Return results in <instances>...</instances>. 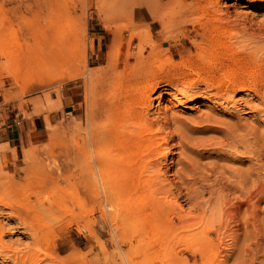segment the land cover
Listing matches in <instances>:
<instances>
[{"label":"rangeland","instance_id":"rangeland-1","mask_svg":"<svg viewBox=\"0 0 264 264\" xmlns=\"http://www.w3.org/2000/svg\"><path fill=\"white\" fill-rule=\"evenodd\" d=\"M146 1L150 13L144 7ZM10 4L8 0L4 6ZM64 4L67 27L63 25V29L72 39L61 60L69 62L34 72L22 63L25 68L18 72L0 54V124L11 107L23 111L24 116L43 115L42 129L34 134L36 137L40 132L39 141L24 149L21 165L13 173L0 166V224L7 231L3 241L20 242L13 247L25 250L31 247L26 227L40 230V260L21 257L14 261L12 254L5 253L0 264H264V118L239 103L227 104L222 98L212 102L213 90L208 91V99L197 103L171 96L178 93L172 87L195 79L193 90L199 93L203 82L197 81L198 75L216 81L222 72L235 71L242 74L250 90L247 98L258 102L251 91L264 74V0H64ZM33 5L34 0H22L14 28L28 25L23 20L32 17ZM9 33V28L0 27L1 52L9 48L5 41ZM212 33L216 37L210 38ZM96 36L100 42L97 56ZM217 42L223 47L213 51ZM111 51L119 52L112 60ZM96 71L106 77L102 101L113 99L123 109H137L140 116L156 122L162 135L175 131L190 143L205 141L208 146L194 144L189 146L192 152L185 154L198 172L210 176L213 169L216 175L225 172L223 176L230 178L228 172L234 171L248 185L254 183L252 208L247 210L243 204L242 192L230 188L235 180L232 176L231 183L222 188L213 186L211 176L196 190L203 209L209 212L213 205L218 207L216 198L222 196L230 202L229 206L221 205L224 209L241 205L236 217L220 218L216 214L215 221L220 223L217 231L198 224L182 229L185 225L172 213L167 217L180 229L176 235L166 236V241L152 234L160 220L137 215V209L125 198L118 210L109 209L111 202L103 188L106 177L97 170L93 175L84 163L95 149L90 143L97 124L96 120L93 124L92 116L100 110L95 107L98 96L91 84ZM227 86L229 82L224 80L221 88ZM31 107V113L24 110ZM58 109L60 115L50 118ZM172 114L180 122L165 120ZM231 129H237L236 134L246 143L239 142L235 150L209 144L221 140V135ZM226 140L224 144L229 142ZM178 147L174 136L169 141L165 169L172 165L170 158H178ZM110 148L103 145L97 149L103 161L110 156ZM172 171L168 169L167 178L179 185ZM46 173L52 175L51 182L46 181ZM88 179L97 182L98 190L86 185ZM212 189L218 194L211 195ZM172 192L183 211L201 215V208L192 209L183 187ZM42 206L41 211L51 217L41 220L38 210ZM15 213L22 218L16 219Z\"/></svg>","mask_w":264,"mask_h":264},{"label":"bare ground","instance_id":"bare-ground-1","mask_svg":"<svg viewBox=\"0 0 264 264\" xmlns=\"http://www.w3.org/2000/svg\"><path fill=\"white\" fill-rule=\"evenodd\" d=\"M6 1L8 0L0 1V27L10 29L9 37L5 38L6 44L9 45V48L8 49L6 48L2 52H1L2 49L0 50V54L2 55L3 58H5L6 64L12 65L14 68H17L18 72L20 71V69L25 67L28 68L29 71L34 72V71H40L44 67L52 66L54 64H58L62 62L63 64H65L69 62V60L67 61V59L65 58L61 60L63 56L62 53L64 52L66 54L68 53L69 44L72 39L71 36H69L66 33V31L63 29V25L67 27L66 25L67 8L64 4V0H34L35 6L33 5L34 8L32 9V13H33L32 17L28 19L29 21L27 19L23 20L24 23L28 24L25 28L24 27L14 28L13 26L14 17H16L18 14L21 13L20 9L18 10L16 9L20 6L22 0H9L11 4L8 7L4 6V3ZM148 6L149 4L147 2H144V7L150 13V9ZM216 35L217 34L212 33L209 35V37L214 38L216 37ZM29 40H33L32 41L33 43L30 42ZM222 47H223V43L217 42L212 50L218 51ZM116 52L115 51L110 52L112 57L111 60L115 57L116 54L119 53ZM22 63L25 67H22ZM262 66L264 73V65L262 64ZM92 76L93 77L91 79V84H93V86L95 87L94 93L95 94L97 93L96 95L98 96L97 101H95V107L100 108V110L97 113H94L92 116L93 124L95 123V120L97 123L93 128L94 135L90 143L95 148L93 149L94 153L93 155L88 154V156L85 157L84 159V163L87 166L88 171H90V173H92L93 175H94V171L97 170V173L99 172V175L103 174V176L106 177V179H104L105 186L103 185V188H105L106 190L107 199H109V201L111 202V204H109V209L116 208V210H118L119 206L123 202L122 200L125 198L124 201L128 200L131 204H133V207L137 209V215L139 213L141 215H144L146 218L160 220V222L156 224L158 226L157 230L152 234L154 236L156 235L163 238H165L166 236H167L166 238H168L169 236L176 235V230L180 228L182 229L188 227L191 228V227H195L196 224L207 228L214 227V229L217 231V229L220 227V223L217 225V222L215 221L214 218L215 215L219 214L220 218H224V217L235 218L236 214H238L239 212L238 210H240L239 208L241 207V205L235 204L236 208H234L233 206L234 204H233L232 205L233 209H228V208L224 209L222 208L221 205L228 204L229 206L230 202L225 197L222 198V196H218L215 201L218 207L215 208V206L213 205L210 208L209 212H207L206 209H203V204H200L199 202L200 198L197 197L198 195L196 194H198V192L196 190L198 187H202L203 183L207 182L211 178V176L213 177L212 180L215 184V185L213 184V186H216L217 188L228 186L231 183L229 179H231L232 176L233 179L235 180L230 186V188L233 191L235 190L237 193H238L237 190H239L240 193L242 192L245 196L243 204L247 206L246 207L247 210L252 208L251 200L253 194L251 192L252 191L251 189L254 186V183L251 184L253 186L248 185V182L247 181H246L247 183L245 182V178H243L241 174L234 171L228 172L231 175L230 178L223 176L225 172L224 173L218 172L219 175L221 173L222 175L219 177V175L217 174L218 175L217 176L216 172L213 169L210 170L212 173L210 176L202 174V172L200 171L198 172L197 167L191 161H188L187 157H185L186 153L189 154L192 152V149L190 147H194V144H197L198 146H203V145L206 146L207 144L205 145V141L198 140L196 141V143L194 142L193 144L188 142L186 139H184L185 136L178 134L177 132L175 133V131H171L168 136L162 135L161 134L162 130L160 131V128L157 127V125H155L156 122L152 123L146 118H144L143 115L140 116L138 114L140 112L138 111L137 113V109L136 111H132V110L129 111L127 110L128 108L123 109L121 108L120 103L113 99L109 101L108 100L102 101L103 98L101 99L100 95L104 92L106 84L103 83V81L106 79V77L104 74L102 75L101 71L93 74ZM224 80L229 82V86H227L225 89H222L221 84L223 83ZM95 81L97 82V84H95ZM197 81L203 82L202 83L203 89L200 90L199 93L193 90V88L196 85V79H195V81H187L183 83V85L181 86L175 85V87H172L173 90L177 89L178 93L176 94V92H172L171 96L177 98L176 95H179V99H183L186 101L189 100L191 102L193 101V103H197L203 99H208V91L213 90L214 91L212 94L213 97H211L212 102H215L216 100L222 98L224 99V102L227 104L239 103L242 104L246 109L253 110L256 112V114H260L261 118H264V74L260 79L259 83L253 85L255 88H253L254 90L251 91L253 92V96L257 99L258 102H255L250 98H247L246 96L248 94L247 92H250V90L246 88L245 79L243 78L242 74L239 72L234 71L232 73H228L224 71V73L222 72V74L219 76V78L216 81H214L212 77L203 76L200 78V76L198 75ZM226 91H227L226 97H222L224 92ZM148 97L149 96H146V98ZM145 104L146 103L142 104L143 105L141 106L142 109L145 107L144 106ZM146 113L144 111V114ZM138 117H140L139 120ZM200 117L201 116H199V118ZM165 120L167 122L168 121H172V122L174 121L176 123L180 122L174 114L170 115V117L166 116ZM236 133H237V129L233 131L231 129V131H228V134L226 133L221 135L222 137L221 140L219 139L218 141H213V142L210 141L211 143L209 144L217 147L225 145V147H227L228 149L235 150L239 142H244L242 144L246 143L245 141H242L239 138V134L237 135ZM174 136L177 138L179 143V147H178L179 155L178 158L176 157L177 159H174L173 157L170 158L171 159L170 163L172 162V165L171 167H167V169H165L164 164L166 158H168L169 141L173 140ZM226 139L229 140V142ZM225 140L228 143L224 144ZM103 145L112 146V149L110 148L111 154L108 152L110 156L107 159L105 158L106 159V160L104 159L105 161H103L100 158L101 156L99 155V151H98L99 148H101ZM79 166L81 165L79 164ZM168 169L173 170L172 171L173 175L177 177V179L180 181L179 185L173 184L167 178ZM48 174L45 175L46 181H50V176L53 175L52 172H51L52 175L49 176ZM187 176H189L188 177L189 179L187 178ZM96 184L97 182H95L94 179L92 182L88 179L86 182V185L88 187L90 188L95 187L96 190H98L97 189L98 185ZM83 186L85 189L84 184ZM181 187H183V189L186 190L185 195L187 197V200L190 202L192 201L191 202L192 209L193 207H197L198 210L199 208H201L202 213L199 211L201 215L195 214V211L192 212L193 210L191 212L183 211L181 205H179L177 199L173 196V192H172L173 189H177V191H181ZM209 188H213V187L210 186ZM212 190L210 191L211 193ZM214 192L218 194L216 191L213 190V193L211 195H215ZM31 193H33V190L31 191ZM37 205L38 204H36V206ZM42 209L44 210V206H42V208L38 210V212L42 213L40 217L41 220L46 219V217H51L50 215L47 216V214H49L48 212L47 214H45V211L43 213L41 211ZM172 213L176 215L177 221L185 226H181L180 228L177 229L175 223L172 222L171 218L167 217ZM14 217L18 220L22 218V216L18 213L17 214L15 213ZM26 229L27 230L25 233L31 238V247L28 246L29 248H26L25 250L24 249L22 250L21 248L15 249L13 246L19 245L20 242L3 241V237L7 234V231L0 224V257L1 258L5 257L3 256V254L9 253L12 254L11 256L10 255L9 256L14 261H16L21 257L31 261L33 259L40 260L39 254H41L42 252L40 244L43 233L40 230L32 227L30 228L26 227ZM217 234L221 236L224 235V233H217ZM203 235L204 233L201 232L200 236L203 237ZM9 256H7L8 259Z\"/></svg>","mask_w":264,"mask_h":264},{"label":"crops","instance_id":"crops-1","mask_svg":"<svg viewBox=\"0 0 264 264\" xmlns=\"http://www.w3.org/2000/svg\"><path fill=\"white\" fill-rule=\"evenodd\" d=\"M146 2L148 3V1ZM148 7L150 9V5ZM96 32L98 33V30ZM98 40L99 37L96 36L94 44L97 51L96 56L100 49ZM62 107L63 109L65 107L63 101ZM14 108L9 109V116H6L0 124V166L9 172H14L21 165L24 149L30 146L33 141H39L40 132L36 137L34 134L43 126V115L31 113L32 107L24 109L27 113H31L29 116H24L23 111L18 108L14 111ZM60 113L61 109L54 110L50 113V118L56 119Z\"/></svg>","mask_w":264,"mask_h":264}]
</instances>
